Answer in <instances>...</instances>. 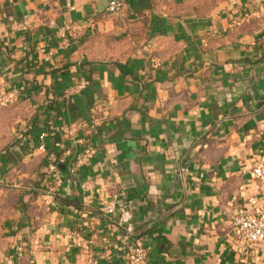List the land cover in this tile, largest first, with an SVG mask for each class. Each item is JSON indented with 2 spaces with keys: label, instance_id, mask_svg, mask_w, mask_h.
Masks as SVG:
<instances>
[{
  "label": "crops",
  "instance_id": "crops-1",
  "mask_svg": "<svg viewBox=\"0 0 264 264\" xmlns=\"http://www.w3.org/2000/svg\"><path fill=\"white\" fill-rule=\"evenodd\" d=\"M119 3L0 0L10 264H264L232 229L264 207V0Z\"/></svg>",
  "mask_w": 264,
  "mask_h": 264
},
{
  "label": "built area",
  "instance_id": "built-area-1",
  "mask_svg": "<svg viewBox=\"0 0 264 264\" xmlns=\"http://www.w3.org/2000/svg\"><path fill=\"white\" fill-rule=\"evenodd\" d=\"M119 0H107V12L117 15L120 12ZM0 100L4 103L9 101L5 96ZM54 167H50L54 171ZM187 172L186 167L179 169L180 177ZM252 175L262 186H264V165H258L253 168ZM119 223L131 231V214L124 210L121 213ZM232 229L234 238L241 251H252L258 244L264 242V207H255L251 212L241 213L232 220ZM146 258V251L142 246L135 247L126 256L128 264H141Z\"/></svg>",
  "mask_w": 264,
  "mask_h": 264
},
{
  "label": "rangeland",
  "instance_id": "rangeland-1",
  "mask_svg": "<svg viewBox=\"0 0 264 264\" xmlns=\"http://www.w3.org/2000/svg\"><path fill=\"white\" fill-rule=\"evenodd\" d=\"M5 93H0V98ZM0 100V155L7 153L13 141L11 138V129L16 126L19 118L25 115V109L18 105L9 106ZM6 150V152H4ZM7 175L0 178V185H10L11 180L6 179ZM5 178V179H4ZM24 195L13 188L0 187V264H10L11 234L10 224L14 217L18 218V211L23 208Z\"/></svg>",
  "mask_w": 264,
  "mask_h": 264
},
{
  "label": "trees",
  "instance_id": "trees-1",
  "mask_svg": "<svg viewBox=\"0 0 264 264\" xmlns=\"http://www.w3.org/2000/svg\"><path fill=\"white\" fill-rule=\"evenodd\" d=\"M2 104H4V103H2ZM7 104H10L9 106H14L15 107V105L17 104V100H15V99H10L9 101H8V103ZM11 144V143H10ZM10 144H9V146H10ZM4 152H6V150L4 151ZM22 195H24L23 193H22ZM21 205H22V207H25V203L23 204L22 202L20 203Z\"/></svg>",
  "mask_w": 264,
  "mask_h": 264
}]
</instances>
